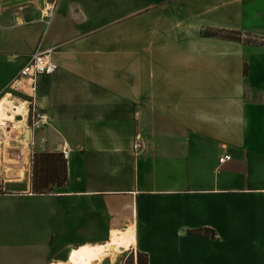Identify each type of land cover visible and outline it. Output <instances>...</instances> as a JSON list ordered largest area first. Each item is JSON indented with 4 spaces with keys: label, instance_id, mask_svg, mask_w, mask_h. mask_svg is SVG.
<instances>
[{
    "label": "crops",
    "instance_id": "obj_1",
    "mask_svg": "<svg viewBox=\"0 0 264 264\" xmlns=\"http://www.w3.org/2000/svg\"><path fill=\"white\" fill-rule=\"evenodd\" d=\"M263 35L264 0H0V97L24 103L0 110V264H264ZM35 51L56 70L5 94ZM39 152L65 160L49 192Z\"/></svg>",
    "mask_w": 264,
    "mask_h": 264
},
{
    "label": "built area",
    "instance_id": "obj_2",
    "mask_svg": "<svg viewBox=\"0 0 264 264\" xmlns=\"http://www.w3.org/2000/svg\"><path fill=\"white\" fill-rule=\"evenodd\" d=\"M49 14V12L47 13ZM57 68V65L54 61L49 58L48 51H35L33 52L28 61L18 70L16 75L7 85V92L5 94H15L13 92H20L22 94H28L26 87L29 86L30 89L34 88V79L36 76L41 74H51ZM27 102V101H26ZM29 106L27 108L28 119L26 122V130L28 135L31 134L34 130L41 128L43 125L47 124L46 114L37 109L33 102L30 100ZM27 142V139H25ZM141 138L137 133L134 135L132 142V149L134 152H138L141 148ZM62 155L65 158L67 156V151L63 150ZM32 158V155H31ZM230 158L229 154H222L218 158V163H223L224 161ZM2 181H1V169H0V191H2Z\"/></svg>",
    "mask_w": 264,
    "mask_h": 264
},
{
    "label": "trees",
    "instance_id": "obj_3",
    "mask_svg": "<svg viewBox=\"0 0 264 264\" xmlns=\"http://www.w3.org/2000/svg\"><path fill=\"white\" fill-rule=\"evenodd\" d=\"M214 34L232 37L229 32H214ZM246 73V68H244ZM31 184L34 192H49L53 185H62L66 180L65 160L57 153L39 152L34 153L32 158ZM192 232L205 236L214 237V231L208 228L195 229ZM136 264H147V256L137 253Z\"/></svg>",
    "mask_w": 264,
    "mask_h": 264
},
{
    "label": "bare ground",
    "instance_id": "obj_4",
    "mask_svg": "<svg viewBox=\"0 0 264 264\" xmlns=\"http://www.w3.org/2000/svg\"><path fill=\"white\" fill-rule=\"evenodd\" d=\"M23 101H17L14 102V100L8 98L7 95L0 97V110H3L1 114V120H5L4 118L10 117L13 118L14 113L21 112V109L23 107L22 104ZM133 241V227L126 226L124 232L122 235H120L113 243L109 244L110 246H113L117 250L119 245H122L124 247H127L130 242ZM99 248V249H98ZM95 248H88L89 254L92 256L97 257L101 260L102 257L106 256L107 253L103 251V246ZM115 252V250H113Z\"/></svg>",
    "mask_w": 264,
    "mask_h": 264
},
{
    "label": "rangeland",
    "instance_id": "obj_5",
    "mask_svg": "<svg viewBox=\"0 0 264 264\" xmlns=\"http://www.w3.org/2000/svg\"><path fill=\"white\" fill-rule=\"evenodd\" d=\"M248 35H249V34H248ZM248 35L244 36V39H245ZM252 35H253V34H252ZM247 39H249V37H248ZM251 39H253V38H251ZM260 42H261V43H264V35H263V37H262V40L260 39ZM7 137H8V136H7ZM25 159H26V158H24V161H25ZM5 173H6V172H5ZM5 173H3L4 176H5V178H7L8 176L10 177V175L7 176ZM121 254H124V253L116 254V255L113 256V257L110 255V256L112 257V258H110V259L113 260V261H115V260L117 261L119 258H121ZM128 258H129V257H128Z\"/></svg>",
    "mask_w": 264,
    "mask_h": 264
},
{
    "label": "water",
    "instance_id": "obj_6",
    "mask_svg": "<svg viewBox=\"0 0 264 264\" xmlns=\"http://www.w3.org/2000/svg\"><path fill=\"white\" fill-rule=\"evenodd\" d=\"M26 132H27V130H26Z\"/></svg>",
    "mask_w": 264,
    "mask_h": 264
}]
</instances>
